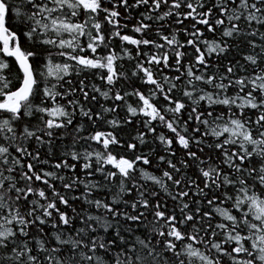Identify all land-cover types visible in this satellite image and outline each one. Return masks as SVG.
Segmentation results:
<instances>
[{"label": "snow or ice", "instance_id": "snow-or-ice-1", "mask_svg": "<svg viewBox=\"0 0 264 264\" xmlns=\"http://www.w3.org/2000/svg\"><path fill=\"white\" fill-rule=\"evenodd\" d=\"M261 29L264 0H0V264H264Z\"/></svg>", "mask_w": 264, "mask_h": 264}, {"label": "trees", "instance_id": "trees-1", "mask_svg": "<svg viewBox=\"0 0 264 264\" xmlns=\"http://www.w3.org/2000/svg\"><path fill=\"white\" fill-rule=\"evenodd\" d=\"M132 2H134V0H129V3H132ZM119 10L122 13V16L120 18V23L121 24L127 23V25H128V29H127L128 34H132L131 33V28L133 27V25L136 24L135 17H138L139 12H137L136 10H132L129 19L127 21H125L123 19V15H124L123 8H120ZM144 10H145L144 8H140L139 9V11H144ZM188 23H190V22H187L186 21V24H188ZM104 27H105V30H107L110 26H108L107 24H105ZM154 29H155V25H154L153 31H154ZM261 30L264 31V29H261ZM136 35L139 36V34H136ZM183 38H184L183 36L180 37L181 40H183ZM113 43L115 45L116 51L119 52V50H120V43L121 42L119 41L118 38H115L114 41H113ZM125 46H127L129 48H134V46H129V45H125ZM144 50L147 51L148 49L145 48ZM248 51H250V50L247 49L246 46L241 45V47H240L239 50H234L232 52L231 58L234 60V62L235 61H239V63L244 64L245 61L243 60V55L246 54ZM117 63H122L124 65L125 69L128 70L129 75H130L131 69L134 67V63L135 62L134 61H128L127 59H124V60L118 61ZM14 68H15V66L13 65V69ZM251 71H252L251 68H249L248 73L238 72L237 74L238 75H246V74L247 75H251ZM85 75H88V77H89L88 80H87V83H89V84L95 83V84L101 86L102 89L107 90L106 86L99 79L90 76L88 73H85L80 78H84ZM116 88H123L125 91H129L130 90L129 88H127L125 86V82L123 80H121L119 83H117L115 85V88L113 89V92L110 93V95H113L114 94ZM89 91H91L90 88H89ZM145 91H147V89H145ZM230 91L231 92H235V89H232ZM96 95L98 97L97 102H91V101L88 102V104L93 108L94 111H99L101 105H104L105 107H111V106H113L114 102L112 100H105L104 98L99 97L98 94H96ZM177 95H179V93H177ZM80 99H82V97H80ZM128 102L135 104V98H130ZM115 103H120V107L117 109V113H115V114H106V118L107 119H111L112 118V115H117L121 120H123L124 117H125V115H126V109L124 108V105L121 102H115ZM135 119L136 120H139L141 118H135ZM79 120H80V117L77 116V121H79ZM84 123H85V126L87 128V131H85L83 133V135H87L89 132H92V131L95 130L94 128H92L88 124V122H87L86 119L84 120ZM100 130L107 131L109 129L107 128V126L103 125L102 122H100ZM117 131L119 132V134L125 140L131 141V138L132 137H135L137 135V132H143V131H145V129L141 126V124L139 122H134V123H132L130 125H126V126L121 127ZM161 132L165 133V135H171V133L166 128H164V127H162V126H160V125L157 124V126H156V135H158ZM209 142H211V138H209ZM137 143H138V141H137ZM87 146H88L87 144H84L83 145V147H87ZM91 146L93 148H98L99 147V145L95 144V142H91ZM149 147H151L152 149L155 150L156 155H164L165 154L163 145H161L158 140H155L154 139V136H153L152 133H147L146 134V145L139 146V148L137 149V151L143 150V151L147 152L148 149H149ZM173 147H174V149L177 152V159H179L182 156V153H181V151H180V149H179L178 146L174 145ZM208 151H209L208 149H205V154H207ZM155 163H156V161L154 159L153 160V164L155 165ZM141 166H143V165H141ZM164 167H166V166L162 164L160 166V170H156L155 168H152L150 170L151 171H155V173L157 175H160V171H162ZM5 174L7 175V173H5ZM56 183L59 184L58 181ZM72 194H74V193H69V195H72ZM100 195L103 196V193H100ZM76 207H77L78 210H80L81 207H87V206L82 205L81 202L78 201L76 203ZM92 211L95 212L96 210L95 209H92ZM149 219H151V217H149Z\"/></svg>", "mask_w": 264, "mask_h": 264}]
</instances>
